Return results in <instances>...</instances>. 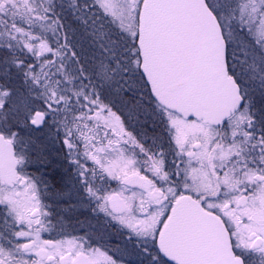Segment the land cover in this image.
Segmentation results:
<instances>
[{
  "label": "snow or ice",
  "instance_id": "1",
  "mask_svg": "<svg viewBox=\"0 0 264 264\" xmlns=\"http://www.w3.org/2000/svg\"><path fill=\"white\" fill-rule=\"evenodd\" d=\"M0 264H264V0H0Z\"/></svg>",
  "mask_w": 264,
  "mask_h": 264
}]
</instances>
